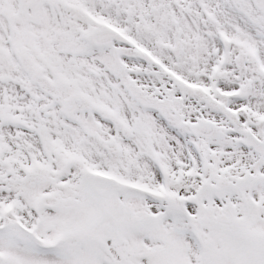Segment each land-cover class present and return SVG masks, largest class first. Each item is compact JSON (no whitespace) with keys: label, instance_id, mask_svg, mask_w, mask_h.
Segmentation results:
<instances>
[{"label":"snow or ice","instance_id":"snow-or-ice-1","mask_svg":"<svg viewBox=\"0 0 264 264\" xmlns=\"http://www.w3.org/2000/svg\"><path fill=\"white\" fill-rule=\"evenodd\" d=\"M0 264H264V0H0Z\"/></svg>","mask_w":264,"mask_h":264}]
</instances>
